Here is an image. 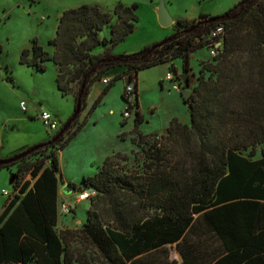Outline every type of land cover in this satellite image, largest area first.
Segmentation results:
<instances>
[{"label":"trees","instance_id":"obj_1","mask_svg":"<svg viewBox=\"0 0 264 264\" xmlns=\"http://www.w3.org/2000/svg\"><path fill=\"white\" fill-rule=\"evenodd\" d=\"M137 9V4L121 2L113 12L94 4L67 9L49 41L52 53L37 38L24 49L22 65L45 72L52 62L58 90L75 95L77 102L81 98L83 107L103 74L126 71L111 79L84 121L49 145L55 148L51 153L44 146L0 166L18 168L16 194L0 214V264H97L77 257L68 238L57 232L62 180L57 152L72 143L121 80L126 84L123 98L136 114L133 142L143 147L144 164L152 165L153 172L130 168L129 156L116 153L94 176L84 178V188L72 185L74 191L96 193L81 230L82 243L97 251L100 264H156L147 261L149 255L183 241L180 250L186 264H199L204 246L196 249L189 243L193 234L203 232L211 242V250L206 246L207 264H264V0H242L217 17L179 20L177 33L165 41L136 54L116 55L114 48L137 29ZM220 26L225 27L224 35L213 38ZM106 27L109 38L101 36ZM210 47L216 48L217 63L204 65L190 100L185 101L181 91L191 123L174 119L163 135L141 133L145 118L139 101L140 72L168 65L180 80L174 62L183 59V69L190 73L193 54ZM99 48L104 50L96 54ZM240 53L249 57L248 82L240 68L228 69L227 63ZM207 71L217 76L215 81L203 77ZM130 85L133 101L127 95ZM193 86L189 76V88ZM164 137L186 142L175 161H168L158 148ZM101 201L110 204L111 219L92 211Z\"/></svg>","mask_w":264,"mask_h":264},{"label":"rangeland","instance_id":"obj_2","mask_svg":"<svg viewBox=\"0 0 264 264\" xmlns=\"http://www.w3.org/2000/svg\"><path fill=\"white\" fill-rule=\"evenodd\" d=\"M164 1L176 23L182 19L194 21L201 20L203 17L224 15L242 0ZM120 2L129 6L138 5L136 13L139 22L136 31L114 48V54H136L177 33L175 23L165 28L159 21L158 11L162 0H0V161L12 158L40 144H45L47 153H51L55 148L50 147L49 145L53 143L48 142H51L66 126L77 109L75 95L65 96L58 90L54 64L48 62L45 72L22 65L20 61L24 49L31 48L33 41L37 38L40 44L52 53L53 47L49 45V41L55 37L58 19L67 9L78 8L84 4H94L104 11L113 12L115 6ZM110 35L109 27H106L101 33L102 37L109 38ZM103 50L99 48L95 53L98 54ZM216 55L215 47L205 48L194 53L190 73L184 71L183 59L174 62L179 71L178 75L188 74L194 84L192 88L182 89V94L185 90L193 94L195 86L199 83L201 70L205 64H216L217 62L214 60ZM248 59V54L240 53L227 63L228 69L231 66L240 68L242 78L246 82L252 76L247 64ZM221 68L226 69L224 66ZM169 72L168 65H161L141 71L139 74L140 105L145 118V122L140 126V132L144 135L154 133L163 135L174 119H178L182 125L191 123L189 106L184 103L181 92L174 89V85L178 84V81L167 80ZM203 77L212 81L217 78L216 75L212 76L208 71ZM109 78L108 74L101 76V80ZM125 88L124 81L116 82L107 101V106L94 114L93 120L84 129L83 134L75 139L61 155L65 180L62 179L60 184L57 232L68 238L71 249L77 257L81 256L97 264L102 262L97 251L81 241V230L87 222L91 200L96 196V193L89 189L74 191L72 185L82 186L86 176L84 173L86 164L89 167L86 169L96 173V166L93 167L91 163L93 159L97 158V151L101 147L112 150V155L127 154L130 160L128 164L122 162V165L127 164L130 168L134 166L142 173L153 172L152 165L145 166L144 164L146 154L142 151L143 147H139L133 142L137 136L133 132V128L123 129L124 114L128 110V105L123 98ZM79 92L78 86L76 94ZM22 102L26 103L27 112L22 109ZM90 104L91 102L87 98L84 107H81L83 111L78 122L75 126L72 124L67 132L70 129L73 131L78 124L85 120ZM43 111L49 112L57 118L59 131H51L45 125L40 118ZM135 118L134 112L129 118L131 126H134ZM184 145L186 142L183 139L174 142L164 137L158 148L163 150L168 161H175L176 154L183 150ZM57 154L60 159L61 151H58ZM17 169L15 165L10 169L0 170V214L8 199L16 194L14 186ZM66 186L71 187V190L65 192ZM82 188L84 187L82 186ZM84 194H89L88 200H81V196ZM68 209L71 211L68 212ZM92 211L108 215L111 219L110 204L106 201L96 203Z\"/></svg>","mask_w":264,"mask_h":264},{"label":"crops","instance_id":"obj_3","mask_svg":"<svg viewBox=\"0 0 264 264\" xmlns=\"http://www.w3.org/2000/svg\"><path fill=\"white\" fill-rule=\"evenodd\" d=\"M177 23H178V21L175 23L176 26H177ZM125 71H126V68H118V69L110 70L108 72V75L110 76L109 79L111 80L113 77H115V76H117L119 74H122ZM106 87H107V85H104L101 80L97 81L93 85L91 93H90V95L88 97L89 102L97 101V99L100 97V95L102 94V92L104 91V89ZM139 87H140V85H139ZM111 91L104 97V99L100 103V105L88 117V120L86 122L85 127L83 128V130L79 133V135L75 139L79 138V136H81V134H83L84 129L93 120L94 114L97 113L99 110H101V109H103L104 107L107 106V101L109 100V97L112 94ZM139 101H140V91H139ZM140 109H141V105H140ZM141 111H142V109H141ZM130 123H131L130 119L129 118L128 119L125 118L124 121H123V124L125 125V126H123V129L126 130L127 128L131 127V128H133V132H134L135 124H134V126H131ZM95 124H98V123L95 122ZM70 145L68 147H70ZM63 151H61V154H60V164H61V155H62ZM97 152H98L97 158L93 159V161L91 163L93 167L96 166V173H97L99 167L103 166L105 160L108 157L112 156V150H110V149L108 150L107 148H104V147H101ZM87 166L88 165L86 164L85 165V169H84V173L86 175L85 177L94 176L96 173H93V172L89 171L88 169H86ZM87 168H89V167H87ZM61 174H62V179L65 180V178L63 176V172H62V165H61ZM193 235H194L193 236V240L189 244L196 246L197 247L196 249H198L200 246H204L203 248L205 250L203 251V254H202L203 256L199 260V264H207V262H206L207 261L206 246L209 245L210 246L209 249L211 250V242L210 241H208V242L206 241V237H207L206 233L197 232V234H193ZM180 244H183V241H180V242L174 243V244H169L167 246L162 247V249H160V251L157 252L156 254H153V256L149 255V257H148L149 260H147V261L153 262V263H156V264H186L185 258L183 256L181 250H180L181 249L180 248ZM141 257H146V256L143 255ZM128 264H132V262H129Z\"/></svg>","mask_w":264,"mask_h":264},{"label":"water","instance_id":"obj_4","mask_svg":"<svg viewBox=\"0 0 264 264\" xmlns=\"http://www.w3.org/2000/svg\"><path fill=\"white\" fill-rule=\"evenodd\" d=\"M158 15H159V21L161 23V25L165 28H168L170 26H172L174 23H175V20L173 19V17L171 16L170 12L168 11L167 7H166V3L164 0H162L161 4H160V7H159V11H158ZM181 79L183 80L184 82V85L185 87L188 89L189 88V75H182L181 76ZM192 93L188 90H185L183 92V96L185 98V101H188L190 100V97H191ZM94 102H91L89 108H88V111L91 110L92 106H93ZM81 106H82V101H81V98L78 99V102H77V109L75 111V114L74 116L70 119V121L66 124V126L64 128H62L59 133L53 138V140H51V142H48V143H55L57 142L62 136H64L67 132V130L70 128V126L73 124V122L77 119V117L79 116L80 114V110H81ZM45 144H40L38 146H35L21 154H18L12 158H9V159H5V160H1L0 161V164L1 165H6V164H11V163H14V162H17L19 160H21L22 158H25L27 156H29L31 153H33L34 151L44 147ZM69 190H71V187L69 186H66L64 188V191L65 192H68ZM92 191V190H91Z\"/></svg>","mask_w":264,"mask_h":264},{"label":"built area","instance_id":"obj_5","mask_svg":"<svg viewBox=\"0 0 264 264\" xmlns=\"http://www.w3.org/2000/svg\"><path fill=\"white\" fill-rule=\"evenodd\" d=\"M225 33V27L224 26H220L218 27V29H216L213 33H212V37L213 38H219L221 37L222 35H224ZM220 45V43H219ZM218 45V46H219ZM216 54V53H214ZM167 80L171 81V82H174L176 80L175 76L172 74V73H168L167 75ZM110 79H103V84L104 85H109L110 83ZM178 81V84H175L174 85V89L181 92L182 91V88L184 87V83L180 77V80H177ZM133 91H134V86L133 85H130L128 88H127V95L129 96L130 100L133 101L134 97H133ZM21 107L22 109L27 112V105L25 102H22L21 103ZM134 111H130L129 109L125 112V117L128 119L130 118L132 115H133ZM43 122L45 123V125L51 130V131H59V123L57 121V118L52 116V114H50L49 112H46V111H43L42 114H41V117H40ZM7 193V192H6ZM89 199V194H84L81 196V200H88ZM68 212H70L71 210L68 209L67 210Z\"/></svg>","mask_w":264,"mask_h":264}]
</instances>
